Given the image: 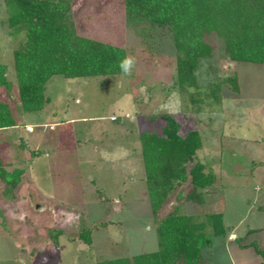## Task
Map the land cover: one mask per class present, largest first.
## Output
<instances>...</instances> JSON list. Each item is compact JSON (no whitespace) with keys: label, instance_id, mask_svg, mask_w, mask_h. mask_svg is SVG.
I'll return each instance as SVG.
<instances>
[{"label":"rangeland","instance_id":"374dc122","mask_svg":"<svg viewBox=\"0 0 264 264\" xmlns=\"http://www.w3.org/2000/svg\"><path fill=\"white\" fill-rule=\"evenodd\" d=\"M70 8L79 35L123 47L134 65L127 74L54 75L42 109L24 113L12 63L24 36L7 27L15 8L0 0V64L12 84L14 121L0 129V167L21 171L11 191L0 179V264H96L152 253L156 224L171 212L222 214L225 235L211 238L198 264H264L254 250L264 252V62H230L210 36L196 87L174 88L165 28L126 21L121 0H70ZM233 76L237 91L226 80ZM163 114L180 136L200 134L198 158L216 180L201 204L184 200L183 184L152 215L138 137L159 135ZM86 229L89 244L79 238Z\"/></svg>","mask_w":264,"mask_h":264},{"label":"trees","instance_id":"16d2710c","mask_svg":"<svg viewBox=\"0 0 264 264\" xmlns=\"http://www.w3.org/2000/svg\"><path fill=\"white\" fill-rule=\"evenodd\" d=\"M15 11L6 18L7 27L23 32V43L12 51L13 72L20 108L24 113L40 111L46 102L45 86L50 77L82 78L125 73L120 62L123 47L101 42L76 32L70 14V0H4ZM126 21L147 30L165 28L175 54L174 88L196 87L195 70L200 59L211 55L214 36L222 43L230 62H264V0H121ZM147 25L148 28L144 26ZM0 64V129L14 126L10 113L11 82ZM237 91L235 77L226 79ZM214 87H217L214 86ZM160 134L142 132L138 139L144 185L152 215L169 194L185 184V201L203 202L216 180L215 173L198 158L201 137L196 130L184 136L173 117L163 114ZM20 170L7 172L0 167V179L12 190ZM158 247L152 253L130 258L118 257L96 264H198L201 250L212 237L225 235L221 213L203 217L171 212L155 227ZM90 243L89 230L79 234ZM256 254L264 252L254 247Z\"/></svg>","mask_w":264,"mask_h":264},{"label":"clouds","instance_id":"9594fccd","mask_svg":"<svg viewBox=\"0 0 264 264\" xmlns=\"http://www.w3.org/2000/svg\"><path fill=\"white\" fill-rule=\"evenodd\" d=\"M133 65H134V59L132 57H125L120 62V67L126 74L130 72Z\"/></svg>","mask_w":264,"mask_h":264}]
</instances>
